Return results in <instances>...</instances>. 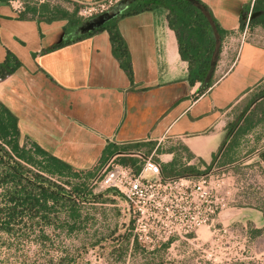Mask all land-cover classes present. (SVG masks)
I'll list each match as a JSON object with an SVG mask.
<instances>
[{
    "label": "crops",
    "instance_id": "1",
    "mask_svg": "<svg viewBox=\"0 0 264 264\" xmlns=\"http://www.w3.org/2000/svg\"><path fill=\"white\" fill-rule=\"evenodd\" d=\"M203 1L228 32L216 79L199 94L200 82L186 78L187 61L164 8L117 21L130 52L131 81L112 53L106 29L51 47L63 39L66 18L48 20L31 12L20 17L9 3L1 4L0 61L9 49L21 64L0 79V100L16 115L21 141L32 140L93 173L119 150L153 151L163 174L217 160L229 140L227 123L262 101L258 97L250 104L264 84V26L254 25L252 35L240 42V22L253 0ZM59 6L71 10L74 5L66 0ZM256 130L248 132L251 159L264 175V143L257 142ZM134 142L139 146L122 149ZM240 211L264 230V208Z\"/></svg>",
    "mask_w": 264,
    "mask_h": 264
},
{
    "label": "trees",
    "instance_id": "2",
    "mask_svg": "<svg viewBox=\"0 0 264 264\" xmlns=\"http://www.w3.org/2000/svg\"><path fill=\"white\" fill-rule=\"evenodd\" d=\"M8 2L9 0H0V5ZM250 6L252 13L256 10L262 11L254 16L251 14L249 25L264 26V0H253ZM77 8V3H74L71 10L51 5L49 2L27 3L19 16L26 17L27 12H31V15L36 14L48 20L66 18L63 39L51 47L106 29L112 53L132 81L130 52L117 21L122 16L142 10L164 8L167 11L168 24L175 32L180 56L187 61L188 82H200L196 90L199 94L215 81V67L228 30L220 24L210 6L203 0H118L110 9L116 10L113 17L84 31L80 27L95 16H81L77 13ZM243 25L244 19L240 22V28ZM20 64L17 55L7 49L0 61V79ZM258 97H262L261 102L255 103L247 113L227 123L226 138L229 140L219 157L222 160L230 159L229 152L236 147L239 136L257 123L254 114L264 104V88L255 93L250 104ZM260 110L264 112V108ZM239 119L242 120L240 123ZM138 146L139 142H134L124 144L122 149ZM216 155L215 153L213 158ZM116 159L134 164L136 169L140 167L134 156L119 154ZM182 167L181 172L188 174L198 171L195 164ZM83 172L86 175L94 174L91 170L74 168L32 140L25 138L21 141L16 115L0 100V253L20 249L23 253L22 264H44L38 261L39 256L31 258L28 249L32 243L46 248V242L53 241L51 230L59 229L58 233H70L80 227L82 213L77 195L83 191L84 184L74 183L68 177L81 176ZM66 183H70V189L65 186ZM256 231L260 229L257 228ZM169 241L162 245H167ZM134 244L138 247L141 243L134 237ZM66 255L67 252L59 254V259L64 260Z\"/></svg>",
    "mask_w": 264,
    "mask_h": 264
},
{
    "label": "rangeland",
    "instance_id": "3",
    "mask_svg": "<svg viewBox=\"0 0 264 264\" xmlns=\"http://www.w3.org/2000/svg\"><path fill=\"white\" fill-rule=\"evenodd\" d=\"M27 3H38V0H24V4ZM252 32L248 24L247 37ZM262 108L264 104L254 114L260 144L264 143ZM235 119L237 116L232 120ZM248 132L239 136L236 147L229 152L230 159L221 157L209 164L198 163V171L194 172H224V182L218 192L227 202L210 224L200 225L182 236H171L165 246L140 244L135 247L132 217L128 216L123 198L111 189L96 186L92 180L95 173L83 172L81 176L68 177L74 183L84 184L83 191L77 195L82 213L80 227L70 233L51 230L53 241L48 240L44 249L32 243L29 255L31 258L39 256L38 261L44 264H264V230L256 231L258 227L253 221L242 218L240 211L242 206L264 208V178L257 161L251 159L253 148ZM182 168L177 166L173 172L164 174H184ZM65 186L70 189L71 185L66 183ZM21 252L20 249L1 252L0 264H22ZM65 252L67 255L61 261L59 254Z\"/></svg>",
    "mask_w": 264,
    "mask_h": 264
},
{
    "label": "built area",
    "instance_id": "4",
    "mask_svg": "<svg viewBox=\"0 0 264 264\" xmlns=\"http://www.w3.org/2000/svg\"><path fill=\"white\" fill-rule=\"evenodd\" d=\"M44 1L58 5L66 0H38V3ZM70 1L78 4L79 15L90 17L110 10L118 0ZM8 3L17 13L25 8L24 0ZM251 14L250 6L243 17L240 42L247 39ZM118 154L137 156L140 168L117 160L115 154L100 164L92 180L99 188L111 189L123 198L128 216L132 217L133 237L146 247L160 245L171 236H182L200 225L210 224L227 202L218 192L224 182V172L165 175L153 151L129 149ZM260 171L264 176L261 168Z\"/></svg>",
    "mask_w": 264,
    "mask_h": 264
},
{
    "label": "water",
    "instance_id": "5",
    "mask_svg": "<svg viewBox=\"0 0 264 264\" xmlns=\"http://www.w3.org/2000/svg\"><path fill=\"white\" fill-rule=\"evenodd\" d=\"M262 10H256L252 13V16L260 13ZM116 14V10H107V11H104L98 15H96L94 18L90 19V20H87L81 27H80V30L81 31H84V30H88V29H91L93 28L94 26L96 25H99L101 23H103L105 20L113 17L114 15Z\"/></svg>",
    "mask_w": 264,
    "mask_h": 264
}]
</instances>
